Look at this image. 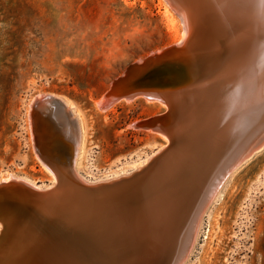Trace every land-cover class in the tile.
I'll list each match as a JSON object with an SVG mask.
<instances>
[{"label": "rangeland", "instance_id": "1", "mask_svg": "<svg viewBox=\"0 0 264 264\" xmlns=\"http://www.w3.org/2000/svg\"><path fill=\"white\" fill-rule=\"evenodd\" d=\"M182 25L164 0H0V180L55 181L29 124L43 94L73 105L81 129L73 165L82 176L144 164L168 140L131 124L165 105L136 96L101 110L96 101L128 63L174 43ZM197 226L178 264H264V148L222 180Z\"/></svg>", "mask_w": 264, "mask_h": 264}, {"label": "water", "instance_id": "2", "mask_svg": "<svg viewBox=\"0 0 264 264\" xmlns=\"http://www.w3.org/2000/svg\"><path fill=\"white\" fill-rule=\"evenodd\" d=\"M164 1L182 22L184 28L181 26V29H185V37L179 43L169 44L167 47L152 51L145 57L128 63L121 74L111 80L98 106L99 109L105 110L120 99H129L139 94L152 101L163 103V106L165 105L163 112L135 121L131 125L161 133L167 137V143L150 156L149 160L141 168L139 167L140 170L135 169L120 178L89 179L78 173L73 166L81 138L77 116L65 107L64 99L60 96L55 94L41 95L31 105L29 124L35 151L42 162L53 172L55 181L42 187H37L38 184L36 186L24 179H15L14 177L8 181H0V225L2 226L0 243L5 238L8 226L6 221L14 225L20 224V220L23 218L20 215H23V212L34 213L35 216L30 217L31 224L35 222V225H38L36 227L40 228V223L45 220V223L48 224L51 217L59 209L65 207L69 212V217L66 215L62 217L61 224L63 227L60 228L56 225L57 230L53 229L50 232L54 237H59L61 240L67 237L66 246L64 244L62 246V253L67 251V254L70 252L73 255L81 256L89 250L90 252L95 249L98 250L100 245L103 247L108 242V221L101 210L102 208L104 210L109 209L108 212H110L113 210V206H116L120 210L115 218L118 236L124 232L122 224L126 217L131 222V217L136 211V205L131 199H128L124 206H119L118 203H113V199L118 197V201L121 203L124 195L128 194L127 197H129L131 191L139 183L136 181L137 176L175 147V129L177 127L171 118L178 99L172 98V96L175 88L183 83L177 78L178 63L185 53L190 54L189 57L193 56L192 49L196 44H201L199 40L204 42L203 37L197 38L200 32L201 18L197 17L196 14L201 8H196L193 2L188 7L190 2L186 3L183 0ZM193 11L194 17L191 15ZM261 30L262 35L255 38L258 41L255 43L256 46L254 43L250 45L245 42L250 39L248 34H246L248 37L245 41H243V37H239L225 43V46L236 48L239 56L237 65L225 72L218 65L215 73L212 72L214 78L225 76L231 70V73H237L241 83L238 84L237 89H234L236 90L234 91L235 94L228 98L224 97L222 105H205V107L195 105L198 108H212L207 112L210 120H212L214 112L220 109L218 116H220L221 121L216 122V129L219 128L220 135L213 136L212 141L210 139L207 141L208 145L204 150L198 151L206 156L211 148L219 149L214 164L206 169L208 174L206 176L209 181L211 180L210 191L203 204L196 209L197 215L193 218V228L190 230L192 236L196 231L203 210L213 198L222 180L231 171L264 148V22ZM222 86L227 87L226 85ZM216 88L213 87L210 91L216 93ZM192 98L193 96H190L189 100ZM215 106H217L216 109ZM63 121L70 123L67 132L63 127ZM194 161L195 159L190 157L186 165L192 166ZM214 175H216L215 179L212 178ZM200 176L201 178L205 177L204 172ZM188 200L191 203L192 197L189 196ZM8 210L9 212H7ZM10 212L15 215L14 219ZM177 217L180 221V216L177 215ZM185 218L183 217V220ZM35 225L33 223L32 226ZM54 243L52 242V244ZM190 245L191 243L188 248ZM51 251L53 249L49 252ZM54 251H58V249H54ZM56 254L54 253L53 257ZM185 254L186 252L182 253L184 256L180 257V261L185 257ZM102 256L103 254L95 257L100 258ZM45 260L47 263L51 262V258H45ZM41 261L42 258L38 259L37 264ZM56 261L59 262L57 258Z\"/></svg>", "mask_w": 264, "mask_h": 264}, {"label": "bare ground", "instance_id": "3", "mask_svg": "<svg viewBox=\"0 0 264 264\" xmlns=\"http://www.w3.org/2000/svg\"><path fill=\"white\" fill-rule=\"evenodd\" d=\"M183 1L190 2L188 7L193 2L196 8H201L196 14L201 18L200 32L197 38L203 37L204 42L199 40L201 44H196L192 49L193 56L189 57L190 54L185 53L178 63L177 78L183 83L175 88L172 96V98L178 99L171 118L177 127L175 129V147L137 176L136 181L139 183L131 191L129 197H127L128 194L124 195L121 203H119L118 197L113 199V203H118L119 206H124L128 199H131L136 205L131 222L126 217L122 224L125 233L122 232L118 236V231H116L118 226L115 218L120 210L113 205V210L110 212H108L109 209L102 208L101 210L108 221V242L103 247L100 245L98 250L95 249L92 252L89 250L90 253L87 252L82 256L73 255L70 252L67 254V251L62 253V246L63 244L66 246L67 237L61 240L59 237H54L50 231L56 229V225L60 228L63 227L61 219L65 215L69 217L68 210L62 207L51 217L52 220L50 219L48 224L45 223V220L40 223V228L36 227L38 225H35V222H33L35 226H32L33 223L31 224L30 217H34V213L23 212V215H20L23 217L20 224L14 225L6 221L8 226L5 238L0 243V264H37V260L41 258L42 261L39 264H144V261H147L145 264H176L180 261V257L184 256L182 253L188 250V245L193 241L191 232L188 240H184L183 243L188 221L192 215H197V207L203 204L209 194L211 180L209 181L206 176L208 175L206 169L214 164L219 150L211 148L206 156L199 153L208 145L209 139L212 141L213 136L220 135L219 128L216 129V122L221 121L218 116L220 109L214 112V116L210 120L207 112L212 108L201 107L222 105L224 97L228 98L235 94L236 90L234 89H237L238 84L241 83L237 73L233 74L231 70L225 76L214 78L212 72L215 73L218 65L224 72L237 65L239 56L236 48L225 46V43L239 37H243V41H245L249 35L250 39L245 41L247 44L258 42L255 38L262 35L264 0ZM193 14L194 11L191 14L194 17ZM246 34H248L247 37ZM185 35V29L178 32L174 44L182 41ZM213 87H217L216 93L210 91ZM136 96L142 97L147 102H157L143 97L141 94ZM136 96L123 99L126 102H131L137 99ZM190 96H193L192 100H189ZM100 100L96 101L97 106ZM160 104L163 105L161 102ZM64 105L74 115H77L70 101L64 100ZM195 105L202 106L198 108ZM216 108L217 106H215ZM68 124L70 125V123H63L66 132L69 130ZM164 137L167 139L165 135ZM190 157L195 159L192 166L186 165ZM148 160L149 158L146 161ZM146 161L143 162L146 163ZM142 165L144 164L142 163ZM142 165L136 166V169L140 170ZM203 172L205 177L201 178L200 174ZM125 173V171H121V173L113 174L111 178L124 177L128 174ZM12 177L24 179L37 186L26 176H13L11 173L0 181H8ZM215 177L216 175L212 178L215 179ZM37 187H42V185ZM189 196L192 197L191 203L188 200ZM154 205L155 207H153ZM10 215L14 219L13 212H10ZM177 215L180 216V221ZM183 217L186 218L183 220ZM67 222H69L68 219ZM101 227H103L102 224ZM52 242L55 243L52 244ZM52 249L53 251L49 252ZM54 249H58V251H54ZM54 253H57L55 257H53ZM102 254V257L97 258ZM45 258H51V262L47 263ZM56 258L59 262L56 261Z\"/></svg>", "mask_w": 264, "mask_h": 264}]
</instances>
